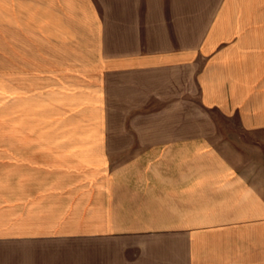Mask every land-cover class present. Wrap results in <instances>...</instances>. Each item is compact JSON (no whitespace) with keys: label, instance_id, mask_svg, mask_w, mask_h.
Listing matches in <instances>:
<instances>
[{"label":"crops","instance_id":"0c3cea01","mask_svg":"<svg viewBox=\"0 0 264 264\" xmlns=\"http://www.w3.org/2000/svg\"><path fill=\"white\" fill-rule=\"evenodd\" d=\"M1 58L0 264H264V0H0Z\"/></svg>","mask_w":264,"mask_h":264},{"label":"rangeland","instance_id":"374dc122","mask_svg":"<svg viewBox=\"0 0 264 264\" xmlns=\"http://www.w3.org/2000/svg\"><path fill=\"white\" fill-rule=\"evenodd\" d=\"M9 70V66H8V61L5 60L4 58H1L0 60V92H1V97H0V105L3 106L5 108L4 111H8V107L10 105L9 102V82L8 79L6 80V77L8 78V71ZM36 124L35 126H38L41 124V115H35V121ZM38 124V125H37ZM41 133L40 131H36L35 130V134L34 136H40Z\"/></svg>","mask_w":264,"mask_h":264}]
</instances>
